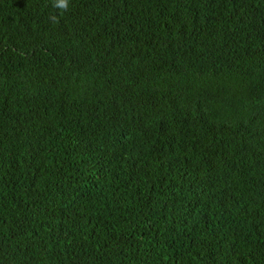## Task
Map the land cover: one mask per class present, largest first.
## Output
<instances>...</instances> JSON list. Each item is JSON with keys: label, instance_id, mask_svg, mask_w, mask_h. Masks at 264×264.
I'll list each match as a JSON object with an SVG mask.
<instances>
[{"label": "trees", "instance_id": "trees-1", "mask_svg": "<svg viewBox=\"0 0 264 264\" xmlns=\"http://www.w3.org/2000/svg\"><path fill=\"white\" fill-rule=\"evenodd\" d=\"M0 0V264H264V0Z\"/></svg>", "mask_w": 264, "mask_h": 264}, {"label": "clouds", "instance_id": "clouds-1", "mask_svg": "<svg viewBox=\"0 0 264 264\" xmlns=\"http://www.w3.org/2000/svg\"><path fill=\"white\" fill-rule=\"evenodd\" d=\"M70 0H54L53 6L61 11L69 8Z\"/></svg>", "mask_w": 264, "mask_h": 264}]
</instances>
